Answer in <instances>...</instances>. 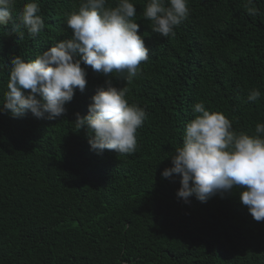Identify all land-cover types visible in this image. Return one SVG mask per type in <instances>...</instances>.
I'll return each mask as SVG.
<instances>
[{
  "label": "trees",
  "instance_id": "16d2710c",
  "mask_svg": "<svg viewBox=\"0 0 264 264\" xmlns=\"http://www.w3.org/2000/svg\"><path fill=\"white\" fill-rule=\"evenodd\" d=\"M28 2L16 0L12 22ZM36 2L45 28L35 37L0 26V102L12 57L33 60L72 36L66 16L80 0ZM131 2L149 50L131 83L126 73L105 76L81 63L86 87L61 117L0 110V264H264V221L240 202L242 187L185 202L176 196L179 176L161 175L195 103L223 113L237 132L252 135L264 123V0H253L256 15L246 0H188L174 37L152 32L147 0ZM109 84L127 87L129 103L147 113L132 154L91 150L86 128L74 124ZM254 88L261 96L249 102Z\"/></svg>",
  "mask_w": 264,
  "mask_h": 264
},
{
  "label": "clouds",
  "instance_id": "9594fccd",
  "mask_svg": "<svg viewBox=\"0 0 264 264\" xmlns=\"http://www.w3.org/2000/svg\"><path fill=\"white\" fill-rule=\"evenodd\" d=\"M16 0H0V26L11 22V33L21 28L35 37L44 28V18L36 0L25 3L12 22ZM250 15L258 9L246 0ZM137 9L131 0H80L78 10L66 16L70 39L60 40L33 60L11 58L10 72L0 102V110L13 118L30 112L36 118L48 114L61 117L74 91L83 92L86 72L81 63L105 76L124 74L128 83L139 74L140 65L149 60V50L138 35ZM190 14L188 0H147L143 16L151 30L161 37H174V29ZM24 90H28L25 94ZM128 88L109 86L91 97L87 115L75 114L77 130L86 128L91 150H114L125 155L137 149V130L147 118L146 111L127 100ZM259 89L250 90L247 99L257 101ZM39 97V99L37 98ZM194 118L185 125L182 144L171 156L172 167L162 177L179 176L176 196L185 202L194 197L206 203L212 196L242 187L240 202L252 218L264 221V123H256L249 135L233 129L221 112L206 110L203 102L193 106Z\"/></svg>",
  "mask_w": 264,
  "mask_h": 264
}]
</instances>
